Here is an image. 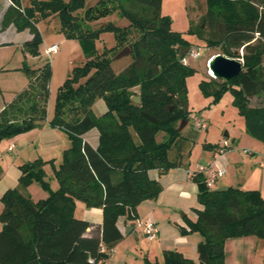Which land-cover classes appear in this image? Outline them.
<instances>
[{
	"label": "trees",
	"instance_id": "obj_1",
	"mask_svg": "<svg viewBox=\"0 0 264 264\" xmlns=\"http://www.w3.org/2000/svg\"><path fill=\"white\" fill-rule=\"evenodd\" d=\"M9 1L15 12L14 25L32 35L24 53L38 56L36 23L56 15L60 31L88 49V60L74 68L59 87L49 122L50 127L62 129L70 141L60 165L53 166L58 189L51 191L44 181L43 168L53 161L37 159L19 167L18 186L1 197L0 264H88V259L104 264L123 237L116 226L118 218L135 220L137 207L162 191L148 172L164 173L181 164L180 147L175 145L181 139L179 123L190 118L185 109V79L194 70L184 66L179 55L182 49H190V44L172 31L170 20L162 16L161 0H127L145 8L144 16L128 11L121 0H99L87 8L85 0H31L25 8L21 0ZM206 2L208 17L215 14L213 32L218 36L207 45L241 61L242 72L228 82L210 77L200 85L201 90L214 101L229 92L244 119L245 133L264 143V0ZM78 11H82L80 20ZM113 12H120L128 26L106 23L95 30L83 29V22H97ZM131 30L141 36L129 46L131 63L117 74L106 54L123 47ZM198 31L190 28L189 34L197 37ZM101 32L114 33L116 45L98 55L90 48ZM22 69L29 79L28 88L0 112V142L27 133L46 119L49 63L36 70L25 65ZM81 79L84 83L79 84ZM134 88L137 93L132 92ZM132 96H140L141 103H132ZM254 97H263L260 106L250 105ZM95 98H102L108 106L98 119L91 113ZM94 128L99 134L96 149L82 138ZM161 132L167 139L157 142L156 135ZM203 148L218 150L219 146L204 144ZM173 149L176 156L170 159ZM193 180L198 185L201 209L196 211L195 222L186 221L188 231L180 229V233L202 237L197 262L168 251L162 264H224L228 239L254 236L264 241V198L258 191L231 187L211 191L200 173ZM33 182L47 190V198L38 202L30 198L26 190ZM76 201L103 211L102 225L90 237L85 234L92 226L74 217Z\"/></svg>",
	"mask_w": 264,
	"mask_h": 264
},
{
	"label": "rangeland",
	"instance_id": "obj_2",
	"mask_svg": "<svg viewBox=\"0 0 264 264\" xmlns=\"http://www.w3.org/2000/svg\"><path fill=\"white\" fill-rule=\"evenodd\" d=\"M30 1L31 0H21L22 7H29ZM63 1L68 2L69 0ZM98 1L99 0H85V7L94 6ZM206 1L207 0H161L160 6L162 16H165L170 20L172 31L181 34V36L189 42L191 48L201 49L200 57L197 60L189 61L188 67L192 68L194 72L185 79V109L190 117L193 115L201 116L206 121L207 127L203 130H193L189 118L188 122L179 130L183 121L179 123L178 130L181 133V139H183L182 144H184L182 155L186 161L189 160L190 164L194 165L197 161L196 158L199 151L204 150L203 145L205 142L213 143L218 139L223 141L224 134L229 131L231 136V139L229 140L230 146H232L231 144L236 145L235 151L239 154H242L244 150L249 151L250 153L256 152V156L261 160V166L264 167V143L255 140L243 131V121L236 118L241 116L232 104L231 94L226 92L218 101H214L213 97H206L201 90L200 85L210 80L207 67L210 58L217 54H221V49L219 47H210L207 45L208 40H218V36L213 32L215 14L208 17ZM121 3L124 8L130 12H135L142 16L147 12L145 8L135 5L127 0H121ZM12 10L13 8L11 5L5 0H0V39L3 40V42H7L6 45L3 44L0 46V112H2L29 84V79L24 73L22 67L25 65L32 68L49 63L50 81L46 116L50 118L54 113V104L59 87L66 81L74 68L81 67L86 63L88 60V49H86L79 40L69 38L61 32L59 19L56 15H51L48 17L49 19H41L36 23V29L40 36V44L38 47L39 56L33 57L24 53L22 49L28 41L24 42L23 38L29 30H20L14 25L13 17L15 12ZM78 13L79 18L76 19L80 20L82 18V11H78ZM106 23H112L118 28L127 27L129 24L127 19L123 17L120 12H113L97 22H83L82 25L83 29L95 30L102 24ZM190 28L192 32L199 30V36L196 37L189 34ZM140 36V32L131 30L123 47L106 54L107 58L110 60L112 69L117 74L123 71L131 63L132 59L130 54L119 60H115V56L124 48H129V46L137 41ZM16 42L21 45L22 49ZM91 44L92 48L90 49L94 50V52L99 55L116 45L115 35L112 32H101L96 38H94ZM51 45H57L59 50L55 54L48 55L45 50ZM239 53L242 54V51ZM82 83H84V79L79 81V84ZM77 86L78 85H75L74 88ZM137 91L138 88L132 89L133 93H137ZM256 99H261V103L263 102V97H256ZM255 103L256 102H254V104ZM254 104L250 105L253 106ZM107 110L108 106L102 98H95L92 101L91 113L95 119L101 117L105 111L107 112ZM132 135L134 136V134ZM232 138L234 139V143L231 141ZM166 139L167 136L162 132L156 135L157 142H163ZM8 140L9 139H4L0 142L1 170L2 167H5L4 161L6 159H3V152L8 146ZM178 142L179 140L177 143ZM174 151L175 149L171 150V156H173ZM58 165L59 161H53V165L46 164L43 168L45 173L44 181L48 183L51 191H53L56 186L53 166L57 168ZM214 190L215 186L211 191ZM27 191L34 202H38L42 198L48 197L47 190L42 188L41 185L36 182L31 183L27 187ZM260 195L264 198V193ZM76 204L82 205L83 203L80 201L75 202V218L76 216H80ZM83 207L87 209L86 206ZM117 247L119 252L117 259H120L123 262L124 253L123 250H121L122 246L119 244L114 248ZM144 255L145 251L136 249L129 252L127 262L128 264H145L143 261ZM150 258H152V254L150 255ZM140 260H142V263L139 262Z\"/></svg>",
	"mask_w": 264,
	"mask_h": 264
},
{
	"label": "crops",
	"instance_id": "obj_3",
	"mask_svg": "<svg viewBox=\"0 0 264 264\" xmlns=\"http://www.w3.org/2000/svg\"><path fill=\"white\" fill-rule=\"evenodd\" d=\"M5 1L11 5L9 0ZM31 38L32 35L27 31L23 41H29ZM16 43L22 49L21 45L18 42ZM3 44L6 45L7 42H3L0 39V46ZM48 48H46L45 52ZM58 50L59 47L57 46L56 53ZM40 67L42 66L32 67L30 69L36 70ZM27 88L28 85L23 91ZM261 101V99L257 100L254 97L250 99V104L256 102L253 107L260 106L262 104ZM105 113L106 111L103 114ZM52 118L53 116L50 118L46 116V119L40 122L37 128L7 141L8 146L3 152V159H6L4 161L5 167H2L0 177V200L7 190L14 189L18 186L20 176L19 167L22 164L41 159L45 162L59 161L60 165L62 154L70 147V141L62 129L49 126ZM236 118L243 121L244 125L243 118ZM243 131L245 132L244 126ZM98 136V130L91 129L82 138L91 148L96 149L98 146ZM230 137L229 131L223 136L224 140L229 144V148L223 154H219L218 150H200L194 165H191L189 160L186 161L182 155L184 144H182L183 139H181L175 145V148L180 147L179 157L181 164L164 173H159L157 170L148 172L149 178L157 181L162 191L157 198L147 200L137 207V218L135 220L130 221L124 216L118 218L116 226L123 237L115 246L119 244L122 246L121 250L124 253L123 262L125 263L117 259L119 254L117 247L111 250L109 259L104 264H128L127 258L129 252L136 249L145 251L143 260L145 264H162L164 262V255L168 251L179 252L184 258L195 263L197 262V245L202 241V237L198 233H188L186 235L180 233V229L188 231L186 221L195 222L197 219L196 211L201 209V206L197 202L198 185L193 180L197 168L209 167L211 169H224L226 171L217 180L214 191L231 187L245 191L255 190L260 194L264 193V167L261 166V160L256 156V152L250 153L247 151V154L244 152L242 154L237 153L235 151L236 145L231 144L232 146H230ZM231 141L234 143L233 138ZM221 142V139H218L213 143L205 142V144L219 145ZM175 156L176 153H173V156L169 153L170 159H174ZM55 182L56 186L53 191L58 189V183L56 180ZM26 192L29 195L27 190ZM43 199L45 198L41 200ZM83 206L85 205L76 204L77 211L80 215L76 216V219L85 221L92 226L87 229L85 234V236L90 237L94 234L95 228L101 227L103 211L101 208L85 209ZM2 208L3 206L0 201V213ZM136 220H152L158 228L156 238L154 240H148L142 236L140 231L135 227ZM1 229L2 225L0 224ZM126 229H130L128 234L126 233ZM263 244V240L254 236L228 239L224 245V264H263ZM151 254L152 258H150ZM139 262L142 263V260Z\"/></svg>",
	"mask_w": 264,
	"mask_h": 264
},
{
	"label": "built area",
	"instance_id": "obj_4",
	"mask_svg": "<svg viewBox=\"0 0 264 264\" xmlns=\"http://www.w3.org/2000/svg\"><path fill=\"white\" fill-rule=\"evenodd\" d=\"M57 51V45H52L49 47L46 51L47 54L56 53ZM201 55V49H195L190 48L185 56L182 58L181 63L184 66L189 65L190 60H197ZM211 59V58H210ZM190 123L191 128L193 130H203L206 129L207 123L206 121L201 117L197 115H193L190 117ZM218 152L219 154H223L228 148L229 144L226 140H223L219 145ZM245 154H247V151H244ZM224 169H211V168H205V167H198L196 173L203 174V182L207 189L211 190L218 179H220L225 174ZM135 227L140 231L141 235L144 236L148 240H154L158 234V228L156 224L152 220H145L135 221ZM104 249L102 248V251ZM88 264H96L94 259H88ZM98 264V263H97Z\"/></svg>",
	"mask_w": 264,
	"mask_h": 264
},
{
	"label": "water",
	"instance_id": "obj_5",
	"mask_svg": "<svg viewBox=\"0 0 264 264\" xmlns=\"http://www.w3.org/2000/svg\"><path fill=\"white\" fill-rule=\"evenodd\" d=\"M188 50H189L188 48L182 49L179 55L180 58H183ZM129 54H130V49L124 48L115 56V60H119L123 57L128 56ZM207 67H208V71L212 73V75L209 74L210 77L215 80L222 81V82H228L231 79L237 77L242 72L241 61L233 59V58L225 57L221 54H217L214 57H212L209 60ZM130 101L134 104L139 105L141 103V98L140 96H136V97L132 96L130 98ZM170 110H171V107H170ZM185 123H186L185 121L181 123L179 130L182 129ZM2 228H4V226H2ZM130 228L132 229V227ZM129 231L130 229H126L127 234L129 233Z\"/></svg>",
	"mask_w": 264,
	"mask_h": 264
},
{
	"label": "bare ground",
	"instance_id": "obj_6",
	"mask_svg": "<svg viewBox=\"0 0 264 264\" xmlns=\"http://www.w3.org/2000/svg\"><path fill=\"white\" fill-rule=\"evenodd\" d=\"M208 72H209V71H208ZM209 74H210V75H212V73H211V72H209Z\"/></svg>",
	"mask_w": 264,
	"mask_h": 264
}]
</instances>
